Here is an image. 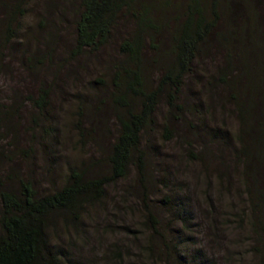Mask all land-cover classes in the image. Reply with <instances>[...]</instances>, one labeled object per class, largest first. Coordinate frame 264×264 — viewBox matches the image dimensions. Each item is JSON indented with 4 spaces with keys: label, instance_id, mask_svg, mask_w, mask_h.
<instances>
[{
    "label": "rangeland",
    "instance_id": "374dc122",
    "mask_svg": "<svg viewBox=\"0 0 264 264\" xmlns=\"http://www.w3.org/2000/svg\"><path fill=\"white\" fill-rule=\"evenodd\" d=\"M50 1L30 3L21 20L23 30L7 44L5 33L16 3L0 0V41L4 47L0 56V191L20 178L29 179L40 194L52 192L63 185L73 165L87 167L92 163L93 172L106 171L103 159L116 127L112 121L105 127L93 124L91 132L87 123L90 136L80 139L74 127L82 122L78 121L76 98L86 95L88 84L96 79L105 80V90L110 92V64L120 58L118 45L132 31V24L121 19L107 46L71 61L73 11L79 0ZM44 37L50 38L52 57L30 69L28 55L44 53ZM166 44L165 39L159 46L162 55ZM210 54L194 69L183 89L182 102L189 106L200 104L203 85L223 64L220 55L215 60ZM146 58V74L151 79L160 68L153 61L161 57L148 49ZM42 87L51 92L47 111L40 113L27 99H38ZM209 105L188 120L221 131L228 138L226 143L221 139L212 142L206 135L197 139L176 124H172L176 137L165 142L159 126L166 108L156 115L157 130L150 137L154 156L145 171L149 182H145V201L161 220L160 226H155L159 234L147 218V205L141 202L142 185L131 171L126 179L105 188V198L87 208L76 229L52 230V237L71 255L73 264H264V208L260 204L264 203V160L252 144L262 116L252 130H241L236 109L224 91ZM50 125L55 130L51 143L47 141L49 134L44 133L51 131ZM186 142L197 161L188 153ZM176 194L190 204L188 227L172 225L159 204L160 199ZM177 228L182 236L173 242L178 248L173 258L168 241L176 234L171 230Z\"/></svg>",
    "mask_w": 264,
    "mask_h": 264
},
{
    "label": "trees",
    "instance_id": "16d2710c",
    "mask_svg": "<svg viewBox=\"0 0 264 264\" xmlns=\"http://www.w3.org/2000/svg\"><path fill=\"white\" fill-rule=\"evenodd\" d=\"M14 1L11 23L5 33L7 44L23 30L21 20L34 0ZM124 18L131 21L132 31L118 45L120 58L110 64V92L105 90L108 87L105 80L96 79L88 84L86 95L76 98L78 121L82 124L74 127L80 139L90 136L93 124L105 127L112 121L116 127L103 159L106 171L93 172L92 163L87 167L73 165L63 185L52 192L40 194L29 179L20 178L16 184L0 191V264H73L71 255L52 237V230L76 229L87 208L105 198V188L126 179L131 171L142 185L141 202L146 206L145 182H149L145 171L154 156L150 137L157 130L156 115L162 107L166 108L159 126L163 141L174 140L177 132L172 124H176L197 139L206 135L212 142L221 139L226 143L228 138L221 131L205 129L188 120L190 115L209 108V103L224 91L236 109L241 130H252L257 118L262 116L252 144L257 145L264 160V0H79L73 11L70 60L86 52L101 51ZM44 24L41 22L40 26ZM165 39L167 44L162 55L159 46ZM49 41L50 38L44 37L41 56L28 55L30 69L40 61L43 64L51 59L53 50ZM148 49L161 57L153 61L160 68L151 79L146 74ZM3 51V41H0V56ZM211 52L215 60L220 55L223 64L218 65L203 85L204 99L200 104L189 106L182 102L183 89L194 69ZM38 92V99L30 96L27 101L38 112H46L51 90L42 87ZM87 123L91 125L90 133L85 129ZM48 130L51 131L44 130V133L49 134L47 141L51 143L55 130L51 125ZM186 145L188 153L197 161L189 151L190 144L186 142ZM159 204L172 225L188 227L191 223L190 204L181 195L164 197ZM260 204L264 208V203ZM149 208V205L145 207L147 218L158 235L161 220ZM173 232L176 234L168 244L174 258L178 248L173 242L182 235L178 228Z\"/></svg>",
    "mask_w": 264,
    "mask_h": 264
}]
</instances>
